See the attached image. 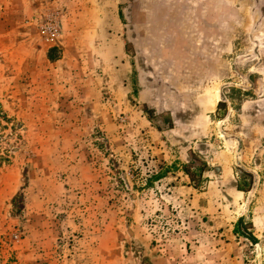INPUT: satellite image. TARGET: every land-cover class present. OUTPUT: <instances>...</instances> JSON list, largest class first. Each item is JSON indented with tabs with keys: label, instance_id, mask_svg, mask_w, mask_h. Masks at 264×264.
Wrapping results in <instances>:
<instances>
[{
	"label": "rangeland",
	"instance_id": "1",
	"mask_svg": "<svg viewBox=\"0 0 264 264\" xmlns=\"http://www.w3.org/2000/svg\"><path fill=\"white\" fill-rule=\"evenodd\" d=\"M198 3L0 0V264H264V0L218 89L163 30Z\"/></svg>",
	"mask_w": 264,
	"mask_h": 264
},
{
	"label": "crops",
	"instance_id": "2",
	"mask_svg": "<svg viewBox=\"0 0 264 264\" xmlns=\"http://www.w3.org/2000/svg\"><path fill=\"white\" fill-rule=\"evenodd\" d=\"M198 1L199 3L194 9L189 12L187 8L179 18L169 19L168 23L172 26L162 29L166 33H173L176 37V42H178L176 50L180 49V55L183 56V59L180 60V71L186 72L188 63L184 61V57L190 56L189 62L191 64L187 66L190 73L193 72L191 75L196 80V84L200 83L202 78L203 81L213 82L218 89L220 87L217 83L223 85L224 81L229 79L231 53L230 8L228 4L224 3V0H221L220 6H214V2L219 3V0ZM115 8L117 7L115 6ZM146 19V14L140 16L133 14L132 16V22L142 20L144 24L150 23ZM191 35H194L196 39L189 42ZM235 54L237 56L238 52ZM184 79L185 75L183 76V85ZM140 87V94L144 95L145 86L140 85ZM143 102L146 101L143 100ZM218 102L217 99L213 107L215 110ZM228 246L231 247L230 244ZM244 248L239 244L235 245L236 258L243 259Z\"/></svg>",
	"mask_w": 264,
	"mask_h": 264
},
{
	"label": "trees",
	"instance_id": "3",
	"mask_svg": "<svg viewBox=\"0 0 264 264\" xmlns=\"http://www.w3.org/2000/svg\"><path fill=\"white\" fill-rule=\"evenodd\" d=\"M203 169H204V167L202 166V167H200L199 168V173H201L202 171H203ZM185 174L187 175V176H189V178H190V180L192 181V182H194V176H193V173H191L190 171H189V167L188 166H185ZM237 233H240V229H239V227L237 226V228H236V230H235Z\"/></svg>",
	"mask_w": 264,
	"mask_h": 264
}]
</instances>
